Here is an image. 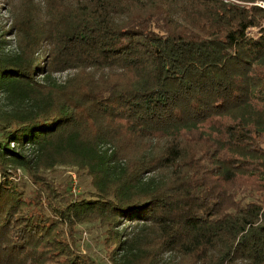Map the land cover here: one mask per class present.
I'll list each match as a JSON object with an SVG mask.
<instances>
[{
  "label": "trees",
  "instance_id": "trees-1",
  "mask_svg": "<svg viewBox=\"0 0 264 264\" xmlns=\"http://www.w3.org/2000/svg\"><path fill=\"white\" fill-rule=\"evenodd\" d=\"M2 1L0 264H264V0Z\"/></svg>",
  "mask_w": 264,
  "mask_h": 264
},
{
  "label": "rangeland",
  "instance_id": "rangeland-1",
  "mask_svg": "<svg viewBox=\"0 0 264 264\" xmlns=\"http://www.w3.org/2000/svg\"><path fill=\"white\" fill-rule=\"evenodd\" d=\"M264 5V2H262ZM10 15L5 7V4L0 0V27L6 28L10 23ZM251 33H256V28L249 30ZM8 40L7 48L14 46V38L11 35L6 36ZM18 175L25 179L26 175L21 168L17 169ZM48 176L54 180L61 181L65 179L70 180V188L73 192H78L89 186L88 177L85 175H78L75 166L67 163L57 164L54 169L47 171ZM104 227L97 222L86 221L78 223L77 225V237L79 240V246L89 253L96 260L97 264H110L107 258V248L104 244Z\"/></svg>",
  "mask_w": 264,
  "mask_h": 264
},
{
  "label": "water",
  "instance_id": "water-1",
  "mask_svg": "<svg viewBox=\"0 0 264 264\" xmlns=\"http://www.w3.org/2000/svg\"><path fill=\"white\" fill-rule=\"evenodd\" d=\"M263 5V4H262ZM264 6V5H263Z\"/></svg>",
  "mask_w": 264,
  "mask_h": 264
}]
</instances>
